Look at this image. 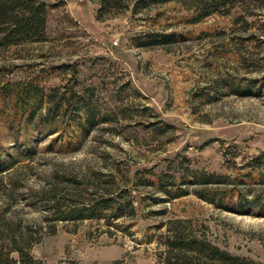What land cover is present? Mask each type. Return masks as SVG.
Returning a JSON list of instances; mask_svg holds the SVG:
<instances>
[{
  "label": "rangeland",
  "instance_id": "1",
  "mask_svg": "<svg viewBox=\"0 0 264 264\" xmlns=\"http://www.w3.org/2000/svg\"><path fill=\"white\" fill-rule=\"evenodd\" d=\"M39 1L50 7L46 41L0 51V88L39 86L48 103L38 116L52 122L73 127L86 112L99 121L85 138H45L22 116L16 125L13 102L0 100V162L11 164L0 174V224L42 236L32 248L42 264H156L167 226L157 228L171 220L190 221L220 249L264 264V216L216 209L196 186L170 200L136 184L138 172L234 178L264 154V0H178L137 10L133 1L103 11L104 0ZM60 100L68 105L57 111ZM21 146L33 151L20 153ZM103 176L133 195L135 218L112 227L51 221L45 194ZM259 178L249 198L261 190Z\"/></svg>",
  "mask_w": 264,
  "mask_h": 264
},
{
  "label": "trees",
  "instance_id": "2",
  "mask_svg": "<svg viewBox=\"0 0 264 264\" xmlns=\"http://www.w3.org/2000/svg\"><path fill=\"white\" fill-rule=\"evenodd\" d=\"M133 1H135L133 7L137 10L140 6L147 7L178 0H104L100 11L114 8L122 10L127 8V2ZM218 10L219 6H214L201 17H208ZM49 11V5L39 0H0V51L45 42ZM175 37L170 35L167 39L174 40ZM242 93L245 94L246 91L242 90ZM0 100H4L7 105L13 102L18 114L15 116L16 125L20 124L19 118L22 116L24 120L26 119V126L36 127L39 132L45 134V138L57 134L63 137L61 138L63 141L64 138L69 139L72 132H79L85 138L99 121L96 115L86 112L78 114L79 120L71 127L70 123L64 121L52 122L43 113L38 116L43 105L48 103V98L45 99L43 90L35 84L4 85L0 88ZM67 105L65 100H60L56 109L60 111ZM31 149L33 148L19 147L20 153H26V150L31 153L33 151ZM253 161L255 165L251 166V172L237 174L234 178L194 170L180 177L138 172L136 184L156 187L170 200L189 195V187L196 186L199 190L195 195L216 209L240 215L264 216V184H261V190L249 198L254 193L252 185H257L260 175L264 177V154L257 156ZM17 163L13 160V167ZM10 165L0 162V174L9 171ZM72 180L73 178L63 177V181L69 185ZM117 183L114 176L108 180L103 176L97 177L96 183L77 184L73 191L66 188L65 191H61L63 194L61 196L53 189L43 196L49 203L48 217L53 223L96 220L106 222L109 227L120 220L135 218L138 211L133 195H126L127 190L118 192ZM105 186L115 190H107ZM4 215L5 211L0 210V220ZM164 227L165 233L157 238L160 250L156 264H256L220 249L208 240L205 233L195 230L190 221L171 220L157 229ZM40 230L43 231L41 228ZM36 233L30 227L21 224L14 229L0 224V264H42L32 255V248L42 237L35 236ZM54 234L55 226L52 227L50 235ZM12 254H17L18 258H13Z\"/></svg>",
  "mask_w": 264,
  "mask_h": 264
}]
</instances>
